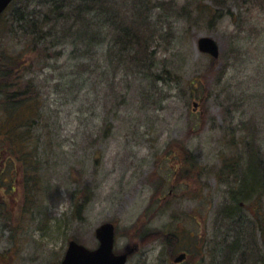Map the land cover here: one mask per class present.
Masks as SVG:
<instances>
[{
    "label": "rangeland",
    "instance_id": "obj_1",
    "mask_svg": "<svg viewBox=\"0 0 264 264\" xmlns=\"http://www.w3.org/2000/svg\"><path fill=\"white\" fill-rule=\"evenodd\" d=\"M172 6L173 16L148 11L167 36L145 67L107 60L110 35L85 57L69 46L36 64L30 75L48 118L40 133L49 136L37 146L40 169L13 154L24 182L0 191V264H58L70 240L96 248L104 222L115 223L127 264H176L182 252L191 256L182 264H264V185L251 179L261 194L240 195L235 178L217 173L223 154L237 157L248 139L264 169V9L238 0ZM209 7L232 14L212 20ZM203 36L220 44L215 63L198 48Z\"/></svg>",
    "mask_w": 264,
    "mask_h": 264
},
{
    "label": "trees",
    "instance_id": "obj_2",
    "mask_svg": "<svg viewBox=\"0 0 264 264\" xmlns=\"http://www.w3.org/2000/svg\"><path fill=\"white\" fill-rule=\"evenodd\" d=\"M152 1L131 0L125 6L117 0H14L0 16V149L18 153L31 171L40 169L41 156L37 146L49 135L44 139L43 131L40 133L44 129V120L48 122V118L45 117L41 88L36 77L30 75L34 73L36 64L46 63L52 57L58 58L69 46L72 53L81 51L85 57L93 48L100 47L103 38L109 35L111 41L105 49L107 60H116L117 65L127 61L138 67H145L150 60H156L152 44L159 35L165 38L167 33L156 31L152 16L148 14L151 6L152 9L158 6L165 9L164 3L162 6L154 5ZM172 2H168L165 10L173 16L178 11ZM238 2L264 9V0ZM206 13L212 20H222L225 14H232L229 10L220 14L211 7ZM178 16L183 18L182 14ZM189 20L192 21L191 17ZM58 45H62L63 50H58ZM216 61L212 58V62ZM164 71L172 74L169 68ZM220 79L223 78L217 81ZM196 81L190 85L204 84L201 79ZM252 143L253 139L243 142V148L238 149L241 154L238 152L237 157L223 154V162L217 166L219 175L223 173L225 177L236 179L240 195H257L258 191L261 194L257 186L264 185V169L259 172L263 167L258 157L261 150L258 148L256 151ZM177 152L182 151L179 149ZM33 153L35 156L32 157ZM251 179L256 182L254 188L250 187ZM85 203L79 200L76 205L80 215ZM148 234L141 232V238H148Z\"/></svg>",
    "mask_w": 264,
    "mask_h": 264
},
{
    "label": "water",
    "instance_id": "obj_3",
    "mask_svg": "<svg viewBox=\"0 0 264 264\" xmlns=\"http://www.w3.org/2000/svg\"><path fill=\"white\" fill-rule=\"evenodd\" d=\"M13 0H0V15L9 7ZM199 49L214 57H219L220 45L210 36H203L198 40ZM198 103L195 102V107ZM100 244L91 249L87 246L71 240L68 244L64 258L60 264H126L128 254H117L115 247V224L105 222L98 226L95 231ZM185 255L179 256L176 261H181Z\"/></svg>",
    "mask_w": 264,
    "mask_h": 264
},
{
    "label": "flooded vegetation",
    "instance_id": "obj_4",
    "mask_svg": "<svg viewBox=\"0 0 264 264\" xmlns=\"http://www.w3.org/2000/svg\"><path fill=\"white\" fill-rule=\"evenodd\" d=\"M13 154V150L11 149H7V151L4 149H0V191L3 190L7 191L8 193L17 191L19 189V180H21L22 185L24 182L23 179L20 178L19 171L16 168V162ZM35 179V183H37V180L40 183V174L35 176ZM2 199H4L3 195L0 197V201ZM125 253H128V251H125ZM182 254L186 255L185 259L182 262H186L191 258V256H189L187 252H182ZM182 262L176 264H182Z\"/></svg>",
    "mask_w": 264,
    "mask_h": 264
}]
</instances>
